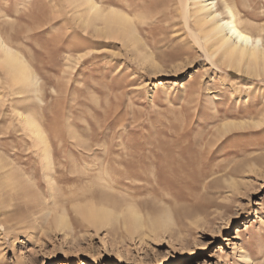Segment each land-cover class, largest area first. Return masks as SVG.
Returning <instances> with one entry per match:
<instances>
[{
  "label": "rangeland",
  "instance_id": "rangeland-1",
  "mask_svg": "<svg viewBox=\"0 0 264 264\" xmlns=\"http://www.w3.org/2000/svg\"><path fill=\"white\" fill-rule=\"evenodd\" d=\"M228 1L258 34L264 0ZM94 2L135 36L83 0H0V34L38 80L22 90L0 66V264H264V75L208 55L192 0ZM100 198L138 224L75 209Z\"/></svg>",
  "mask_w": 264,
  "mask_h": 264
},
{
  "label": "bare ground",
  "instance_id": "bare-ground-1",
  "mask_svg": "<svg viewBox=\"0 0 264 264\" xmlns=\"http://www.w3.org/2000/svg\"><path fill=\"white\" fill-rule=\"evenodd\" d=\"M192 1L193 10L192 13L189 14V17H193L192 20L195 25H197L198 32L201 33L200 37L204 43H210V51H208V55L215 56L216 54H220L221 61L226 66L235 67L237 69L244 68V72L254 74L258 77L264 75V27L259 30L260 32L258 34H252L247 29L243 28L237 13L228 0ZM83 2L86 4L88 14L93 21H101L107 27L114 25L117 30H123L129 39H132L135 36L133 20L120 9L114 7L102 8L98 2H94V0H83ZM218 2L222 5V9H219L217 6ZM184 4L182 14L186 23L187 11ZM85 23L87 22L85 21ZM0 66L5 71V74L12 85H20L22 90H37L38 80L30 66L22 54L11 47L1 34ZM21 119L30 135L34 137V141L37 140L41 145L43 158L47 163L45 169L49 173L52 171V157L48 141L49 139L45 134V131L33 115L22 113ZM49 181H51V179ZM106 185L107 184L104 186ZM105 190L106 189H104V191ZM106 191L109 190L107 189ZM100 202V204L97 205L93 200H89L88 204L87 202L86 205L84 204L85 206L82 204L83 206H76L75 209L77 212H82L83 216L85 214V217L90 221H105L112 216L116 219L117 215L120 214L124 222L126 220L131 227H135V225L138 224L137 219L139 216L136 212L137 209L133 206L127 205L128 209H126V211H123L122 209L117 211L114 210V208H110L108 201H105V199H101ZM58 214L60 213L58 212ZM59 217H65V215L62 213ZM64 220L66 222V219ZM239 232L240 228H237V233ZM221 243H223V239L221 240Z\"/></svg>",
  "mask_w": 264,
  "mask_h": 264
}]
</instances>
